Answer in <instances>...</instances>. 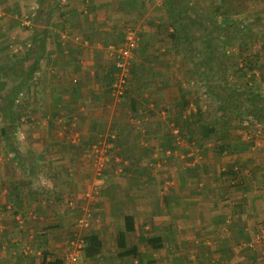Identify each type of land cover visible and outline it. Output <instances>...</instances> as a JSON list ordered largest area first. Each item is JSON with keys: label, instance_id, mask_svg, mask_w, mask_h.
Segmentation results:
<instances>
[{"label": "crops", "instance_id": "1", "mask_svg": "<svg viewBox=\"0 0 264 264\" xmlns=\"http://www.w3.org/2000/svg\"><path fill=\"white\" fill-rule=\"evenodd\" d=\"M164 2L56 1L48 54L20 97L29 107L12 139L20 157L0 148V264H42L44 250L63 264L73 255L76 264H264V122L211 110L202 58L210 50L173 40ZM220 2L199 1L205 10L227 4ZM233 3L240 19L244 5ZM39 9L40 0H0V68L31 46ZM128 29L139 43L126 94L116 99L110 78ZM234 56L228 65L223 52L212 67L239 78L243 63ZM253 82L263 98L264 80ZM228 86L242 90L236 80ZM208 127L216 137H205ZM96 147L106 155L98 158ZM128 216L135 232L127 244L139 258L119 256ZM92 233L103 252L85 259L79 248Z\"/></svg>", "mask_w": 264, "mask_h": 264}, {"label": "trees", "instance_id": "2", "mask_svg": "<svg viewBox=\"0 0 264 264\" xmlns=\"http://www.w3.org/2000/svg\"><path fill=\"white\" fill-rule=\"evenodd\" d=\"M57 0H40V9L38 12V17L36 19V24L34 28L33 38L31 40V46L24 52L20 59H16L9 67L0 68V113L4 117V126L0 129V145L1 142L6 144V147L1 145V150L5 155L9 153H14L16 157H20V153L17 147H14V133L16 132L17 126L22 124V118L24 117V111L27 109L26 99L20 102V96L29 92L30 88L27 87L29 81L35 82V74L40 69L42 60L47 56V45L49 30L48 22L53 14L54 6ZM191 0H165L163 7L166 10L167 16L172 19L176 28L172 33L173 40H177L181 43H190L191 46L204 45L210 51L204 54L202 58L205 59L204 64L209 71L207 72L209 83V92L214 94L215 97H219V92H217V87L221 86L222 90L226 93L225 97H219L222 101V105H219L223 112H233L238 117L244 115L242 112V107L247 105L249 110L245 112L254 119H258L261 123L264 122V113L262 108H264V101L257 98V95H252V90L254 89L255 82L254 79L261 78L264 80V71L261 70V66L257 64L255 66H247L246 64L239 69L240 74H245L250 72L252 83L247 84L244 88L245 91L238 92L229 87L226 83L227 72L222 73L215 71L212 64L217 65L221 63V56L219 51L215 48L216 41H220L216 36L222 34L225 31V26H229L231 29L236 28L237 25L241 27L242 21L236 16L240 14L239 11L230 10L228 7L224 9L223 5L214 6L209 10L201 9L202 13L193 8L190 3ZM199 2L200 0H196ZM226 3L227 0H222ZM195 2V1H194ZM43 12L42 18L40 19V13ZM236 17V18H235ZM235 18V19H234ZM232 19V20H231ZM46 23L45 28L43 24ZM41 27H36L37 25ZM227 31V30H226ZM208 34L209 40L205 36ZM227 37V36H226ZM203 40V41H202ZM233 40V39H232ZM231 40V42H232ZM208 42V43H207ZM223 43H228L226 40ZM215 59H219L216 60ZM220 61V62H219ZM27 66V64H29ZM210 64V66H208ZM212 70V71H211ZM247 70V71H246ZM113 83L114 79L110 78ZM110 82V83H111ZM218 85V86H217ZM228 87V88H227ZM126 94V92H125ZM216 97V98H217ZM218 99V98H217ZM123 105V104H122ZM125 105V104H124ZM135 104L131 106V111L135 110ZM21 108V111H20ZM23 108V109H22ZM29 108V107H28ZM23 110V111H22ZM114 128V127H113ZM113 132V130H112ZM116 132V131H115ZM217 130L212 127H208L205 137L217 136ZM114 140L110 139V142ZM229 146H220V152L223 153ZM23 183V182H20ZM15 201V205L20 206V198L15 197L11 199V203ZM20 209V208H19ZM23 214V213H22ZM16 215H21L20 210H16ZM25 217V214L21 215ZM126 229L124 232H119L117 236L118 248L121 251L119 256H132L134 258H139V253L136 248H129L127 244V234L135 232V221L132 216H128L125 219ZM154 249H158L160 243L159 238H151L147 241ZM19 245H15L14 249L18 252V258L21 257ZM104 248V243L100 235L92 233L90 235L83 237V246L81 249L82 255L85 259H91L102 254ZM51 254L49 251L43 252V262L42 264H63V261H48Z\"/></svg>", "mask_w": 264, "mask_h": 264}, {"label": "rangeland", "instance_id": "3", "mask_svg": "<svg viewBox=\"0 0 264 264\" xmlns=\"http://www.w3.org/2000/svg\"><path fill=\"white\" fill-rule=\"evenodd\" d=\"M236 1H241L242 3L240 5H244L242 7L244 10L242 9L243 11H242V15L240 18V20L242 21L241 22L242 26L240 27L238 24L236 28H232V29L228 25L225 26L226 28H224V29H226L227 31L225 30V31H223L222 34H218L216 36V38H218L220 41H216L215 48L219 51L220 56L223 55V52H225L226 60H227V62H229L228 65H230V64L234 65L235 63H237V60H234V58H235L234 54L237 53V54H240V57H241V59L239 60V63L242 62L243 65L246 64L247 66H255L256 62L260 61V63H261L262 60H264L262 58L259 59L261 57L260 52L264 53V18H263V21H260V20L258 21V19H256L257 15H264V1L263 0H252L254 2L253 4H250L251 0H236ZM216 2L218 4H221L220 0H216ZM226 2H227V4H222L223 7H224V5H226L227 7H231L234 4L233 3L234 0H227ZM190 3L192 4L193 8H195L198 11V13H200V14L202 13L201 9H204V8L201 7V4L199 2H197L196 0H191ZM211 5H213V3H211ZM236 5H238V4H236ZM237 7H240V6H237ZM209 8L211 9L212 6H209ZM260 12L262 14H259ZM238 18H239V16H238ZM205 36H206L207 41H208L209 40L208 34L205 33ZM233 38L235 39V43L231 42V40ZM225 40L228 43L224 44L223 41H225ZM194 46L196 48L199 47V45H197V44L196 45L194 44ZM16 57H19V56L16 55ZM200 60H201V57H198L196 55L194 56L195 63L200 62ZM216 60H219V59H215V61ZM12 62H13L12 59L8 60L7 61V67H9L12 64ZM227 62H225V65ZM261 65H262L261 67H264L263 63ZM241 67H243V66H241ZM261 69L263 70L264 68H261ZM226 75H227L226 79L227 80L229 79L228 81H226L227 85H230L231 81L236 80L239 83L240 88L242 89L241 91L242 92L245 91V89H243V88H245L247 85V82H248L247 79H249L250 72L247 73L246 76H245V74H239V78H237L238 76L231 78L232 75H231V73L229 74V72H227ZM221 90L222 89H220V91ZM260 90L261 89H259L255 86L254 89L252 90V95H254V96L257 95V98L264 101V90L262 89L263 98H262L261 94L259 93ZM219 94L222 97L226 98V95H222L220 92H219ZM21 97H23V94L21 95ZM209 99H210L211 110H213V107H219L218 99L215 97V95H211L209 97ZM242 108H243L242 112L244 113V118L246 120H249L250 115L245 113L249 110V107H247V105H244ZM211 110H209V112ZM220 110L223 111V109H220ZM214 111H216L215 108H214ZM262 111L264 113V108H262ZM228 114H231L230 117L235 118V120H236V118H239L233 112H228ZM99 151H100V153H98V155H96V156H98V158H101L100 155L102 157H104L106 155L104 150L102 151L101 149H99ZM173 164L176 165V161H174ZM165 168H167V167H165ZM165 168L163 167L161 169L165 170ZM85 196L89 199H91L93 197V195L91 193H87ZM88 221L89 220H85V221L82 220V222H85V223ZM82 222L79 224H82ZM82 226H83V224H82ZM90 226L91 225L89 223V227L87 229H89Z\"/></svg>", "mask_w": 264, "mask_h": 264}, {"label": "built area", "instance_id": "4", "mask_svg": "<svg viewBox=\"0 0 264 264\" xmlns=\"http://www.w3.org/2000/svg\"><path fill=\"white\" fill-rule=\"evenodd\" d=\"M138 43H139V39L137 37L136 31L134 29H128L126 33L124 45L119 49L118 58L115 62V74H114V81L112 84L111 92H112V96L116 99H121L125 96V92L128 88L130 76H131V59L133 57L134 51L138 47ZM176 133H178V131H176ZM96 151L100 153L97 147H96ZM46 184H47L46 182H43V185ZM82 224L85 228L89 227L88 222L86 223L82 222ZM81 249L82 247L79 248V251H81ZM77 262H78L77 255H73L70 257V264L72 263L76 264Z\"/></svg>", "mask_w": 264, "mask_h": 264}]
</instances>
